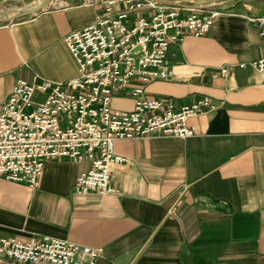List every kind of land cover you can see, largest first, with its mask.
<instances>
[{"label": "crops", "instance_id": "obj_1", "mask_svg": "<svg viewBox=\"0 0 264 264\" xmlns=\"http://www.w3.org/2000/svg\"><path fill=\"white\" fill-rule=\"evenodd\" d=\"M55 1L0 22V102L17 78L77 74L62 38L102 5ZM217 3H205L221 13L203 34L170 42L167 76L145 87L177 105L207 95L214 107L189 118L194 133L114 140L124 157L113 165L117 193H74L86 158L46 160L34 188L0 175V235L100 247L94 264H264V78L251 63L264 46L246 17L259 13ZM111 104L130 108L132 99L115 96Z\"/></svg>", "mask_w": 264, "mask_h": 264}, {"label": "built area", "instance_id": "obj_2", "mask_svg": "<svg viewBox=\"0 0 264 264\" xmlns=\"http://www.w3.org/2000/svg\"><path fill=\"white\" fill-rule=\"evenodd\" d=\"M90 1L100 3L101 10L62 38L77 74L62 81L37 73L30 81L17 78L0 102V175L5 178L34 188L46 160L86 158L90 166L76 176L74 193H117L113 165L124 157L115 152L114 140L184 138L194 133L189 118L214 107L207 95L177 105L147 95L145 87L167 76L170 42L203 34L220 9L196 0ZM246 17L258 24L264 46V14ZM251 63L264 78V51ZM115 96L131 97V107L113 106ZM100 253V247L48 234L0 235V264H94Z\"/></svg>", "mask_w": 264, "mask_h": 264}, {"label": "rangeland", "instance_id": "obj_3", "mask_svg": "<svg viewBox=\"0 0 264 264\" xmlns=\"http://www.w3.org/2000/svg\"><path fill=\"white\" fill-rule=\"evenodd\" d=\"M216 1L218 2L217 4L219 5L235 1V5L249 6L250 8L255 9V11L259 13V15L264 14V0H216ZM36 2L37 0H2L0 1V10L6 9V8H19V7L24 8V7L34 5ZM53 3L56 4V1L46 0L45 4L43 5V8L50 7L54 5ZM8 20L10 19L0 18V22L2 23L7 22Z\"/></svg>", "mask_w": 264, "mask_h": 264}, {"label": "water", "instance_id": "obj_4", "mask_svg": "<svg viewBox=\"0 0 264 264\" xmlns=\"http://www.w3.org/2000/svg\"><path fill=\"white\" fill-rule=\"evenodd\" d=\"M46 0H39L36 4L24 8H6L0 10V18L12 19L26 14H31L41 9ZM198 3L213 2L216 0H196Z\"/></svg>", "mask_w": 264, "mask_h": 264}, {"label": "bare ground", "instance_id": "obj_5", "mask_svg": "<svg viewBox=\"0 0 264 264\" xmlns=\"http://www.w3.org/2000/svg\"><path fill=\"white\" fill-rule=\"evenodd\" d=\"M37 2H38V0H37ZM37 2H36V3H37ZM36 3H35V4H36ZM44 4H45V3H44Z\"/></svg>", "mask_w": 264, "mask_h": 264}]
</instances>
